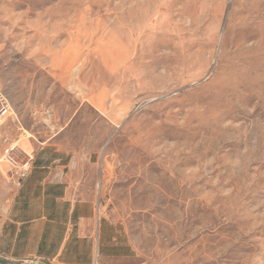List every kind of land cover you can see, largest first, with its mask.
I'll return each instance as SVG.
<instances>
[{"label": "rangeland", "instance_id": "374dc122", "mask_svg": "<svg viewBox=\"0 0 264 264\" xmlns=\"http://www.w3.org/2000/svg\"><path fill=\"white\" fill-rule=\"evenodd\" d=\"M0 86L20 165L101 174L109 250L264 264V0H0Z\"/></svg>", "mask_w": 264, "mask_h": 264}, {"label": "crops", "instance_id": "0c3cea01", "mask_svg": "<svg viewBox=\"0 0 264 264\" xmlns=\"http://www.w3.org/2000/svg\"><path fill=\"white\" fill-rule=\"evenodd\" d=\"M31 159L28 170L0 164L14 170L6 174L13 195L0 229V264H131L123 244L109 250L108 228L87 194L101 174L65 170V156Z\"/></svg>", "mask_w": 264, "mask_h": 264}, {"label": "built area", "instance_id": "2783aa9c", "mask_svg": "<svg viewBox=\"0 0 264 264\" xmlns=\"http://www.w3.org/2000/svg\"><path fill=\"white\" fill-rule=\"evenodd\" d=\"M14 108L0 86V138L2 140L4 151L0 159V164L5 163L10 165L13 169L28 170L30 163L20 165L16 160V154L19 151V141L13 140L8 136L2 137L3 130L7 127L10 121L15 120Z\"/></svg>", "mask_w": 264, "mask_h": 264}]
</instances>
